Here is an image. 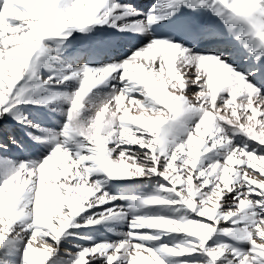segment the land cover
<instances>
[{"label":"snow or ice","instance_id":"1","mask_svg":"<svg viewBox=\"0 0 264 264\" xmlns=\"http://www.w3.org/2000/svg\"><path fill=\"white\" fill-rule=\"evenodd\" d=\"M10 120L0 264H264V0H0Z\"/></svg>","mask_w":264,"mask_h":264},{"label":"rangeland","instance_id":"2","mask_svg":"<svg viewBox=\"0 0 264 264\" xmlns=\"http://www.w3.org/2000/svg\"><path fill=\"white\" fill-rule=\"evenodd\" d=\"M39 94V93H37ZM23 109V114L24 115H30L32 118L39 119L44 123H47L51 125L52 121L49 119L50 115L55 116L56 119L63 121V117L56 114V113H49L47 110L35 106H21ZM10 134H15L17 138H23L25 143L31 144V141L27 136L24 135L23 130L19 125H17L15 120H10L8 123H0V136H3L5 140L7 139V136ZM39 149H33V155H38ZM6 156L12 157L13 159L19 161L26 159V155L24 152L20 151L15 145L10 144V150L5 153ZM115 181H111L109 183V188L117 193V194H122V195H135V194H142L146 193L149 191H152V187L155 184V179L153 181H118L120 182L118 185H123L127 188H129V191H119L115 188H118L119 186L116 185L117 183H114ZM116 185V186H114ZM121 188V187H120ZM128 200H122L119 201V203H128ZM175 211V210H171ZM179 212H176V215H179ZM126 230V226H125ZM80 231L86 235H94L98 239L103 238L101 236V233L103 232V227L102 226H96L95 228H85V229H80L77 230ZM174 239L179 240L180 237H174ZM220 239H225L224 237H221ZM63 246V245H62ZM70 247V245H67ZM18 258V254H17ZM54 264H59V261H54Z\"/></svg>","mask_w":264,"mask_h":264},{"label":"bare ground","instance_id":"3","mask_svg":"<svg viewBox=\"0 0 264 264\" xmlns=\"http://www.w3.org/2000/svg\"><path fill=\"white\" fill-rule=\"evenodd\" d=\"M133 2L137 3L139 7L143 8L145 11H147V9L149 7H151V5L156 2V0H133ZM110 31H113V30H110ZM125 35L127 37H129V38L131 37V34H121L122 37H124ZM137 43H138L137 40L128 39V44H130L131 47H136ZM121 51L123 53L124 49H122ZM85 60L86 61H90L92 63H97L98 62L97 58L93 55V53L88 52L87 50H86ZM114 183H117L116 185H118L120 182L115 181ZM116 185H114V186H116ZM118 186L119 187L115 188V189H117L119 191H124V192L129 191V188H127V187H125L123 185H118Z\"/></svg>","mask_w":264,"mask_h":264}]
</instances>
